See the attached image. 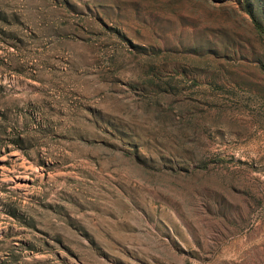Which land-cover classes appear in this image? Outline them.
I'll return each mask as SVG.
<instances>
[{"label":"rangeland","instance_id":"1","mask_svg":"<svg viewBox=\"0 0 264 264\" xmlns=\"http://www.w3.org/2000/svg\"><path fill=\"white\" fill-rule=\"evenodd\" d=\"M0 264H264V0H0Z\"/></svg>","mask_w":264,"mask_h":264}]
</instances>
